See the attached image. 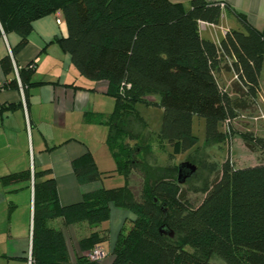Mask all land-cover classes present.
<instances>
[{
    "label": "trees",
    "instance_id": "obj_1",
    "mask_svg": "<svg viewBox=\"0 0 264 264\" xmlns=\"http://www.w3.org/2000/svg\"><path fill=\"white\" fill-rule=\"evenodd\" d=\"M221 5L190 0L185 9L169 0H0V37L17 34L15 51L27 44L32 22L60 12L66 36L57 39L58 45L81 76L106 82V94L115 101L106 122V143L126 181L122 187L100 189L79 203L62 206L51 172L34 173L30 264H101L89 261L87 253L107 241V231L80 238L82 255L71 263L62 231L50 223L60 219L65 227H97L110 219L111 208L130 215L117 232L109 264H213V256L224 264H264V164L236 168L227 158L217 169L215 163H203V169L217 176L205 183L197 206L186 199L184 183L177 177L146 174L139 195L129 185L136 167L133 154L140 150L122 140H135L126 131L130 121L144 124L135 105L146 94L160 98L158 140L181 153L199 148L192 133L194 117L205 122L204 146L230 144L238 108L246 101L255 104L264 64V28L257 31L245 14L232 11L243 31L227 30L218 45L202 38L199 23L217 25ZM227 62L238 86L234 97L217 79ZM0 65L6 76L13 73L8 56ZM33 70L32 64L18 68L23 88L30 84ZM11 85L18 86L15 79L5 87ZM243 139L264 152V137ZM72 169L80 184L104 176L88 155L75 159ZM38 177L47 178L37 182ZM27 178L11 175L4 181ZM162 228L173 237L161 234ZM25 260L29 264V257Z\"/></svg>",
    "mask_w": 264,
    "mask_h": 264
},
{
    "label": "crops",
    "instance_id": "obj_2",
    "mask_svg": "<svg viewBox=\"0 0 264 264\" xmlns=\"http://www.w3.org/2000/svg\"><path fill=\"white\" fill-rule=\"evenodd\" d=\"M169 1L182 4L185 9L190 4V0ZM205 2L225 5L217 25L199 23L200 36L216 45L227 30L243 31L232 11L245 14L248 23L257 31L264 28V0ZM202 30L206 36L201 34ZM65 36L64 21L58 24L52 14L32 22L27 44L18 51H15L19 42L17 34L2 33L0 37V62L8 56L17 69L34 66L30 84L22 87V91L19 86L12 85L0 90V264H27L25 259L31 255L34 173L51 172L62 206L79 203L83 197L100 189H112L103 179L80 184L72 169V162L85 155L90 156L102 174L112 168L115 160L106 143V122L114 112L115 101L106 94V82L90 81L74 68L69 54L57 43V39ZM261 76L262 72L260 94L255 104L264 92ZM13 79L18 85L14 69L6 76L0 65V84H9ZM19 174L29 178L4 181L7 176ZM45 178L38 177L36 181ZM126 214L111 208L110 219L97 227L85 223L65 227L60 219L50 224L62 231L69 260L75 263L82 255L77 244L80 238L105 230L108 241L112 216L119 223ZM106 242L101 247H105ZM105 250L107 257L101 264H109L112 258V247L107 245Z\"/></svg>",
    "mask_w": 264,
    "mask_h": 264
},
{
    "label": "rangeland",
    "instance_id": "obj_3",
    "mask_svg": "<svg viewBox=\"0 0 264 264\" xmlns=\"http://www.w3.org/2000/svg\"><path fill=\"white\" fill-rule=\"evenodd\" d=\"M201 34L206 36L207 33L202 30ZM217 79L219 84L234 97V91H238V86H234L235 80L230 70L229 62L224 65ZM261 86L264 88V67L261 76ZM159 100L158 95L146 94L141 101L137 102L135 112L144 124L136 122L134 119L130 121L126 125V131L135 140H122L125 144L129 143V147L132 149L140 150V153L133 154L135 155L134 161L136 167L130 172L129 176V185L137 195L140 193L142 180L146 174L150 173L153 178H160L163 175L176 178L178 165L189 162L195 165L196 172L181 188L189 203L197 206L204 197L202 189L205 183L212 182L217 176V172L210 174L208 170L203 169V163L206 165L215 163L217 169L227 158L231 160V163L236 168L264 164V152L254 148L243 139V135H251L253 137L264 136V120L253 121V118L264 115V92L258 103L252 104L246 101L243 108H238V116L234 121L232 130L235 136L232 137L230 144H209L204 146L205 122L201 118L194 117L192 133L197 138V147L199 148L187 153L175 152L173 148L158 140L156 133L160 129L162 120V110L157 106ZM220 129L223 131L224 128L221 126ZM107 170L108 172L103 173V181L106 182L108 188H118L126 184L124 174L117 171L115 162L112 168ZM114 215L109 223L110 236L105 247L103 246L104 249L107 248V245L113 247L118 229L122 223H116V220L113 218ZM128 215L130 213L126 214V216ZM117 224L119 225L117 226ZM211 263L224 264L214 256L211 258Z\"/></svg>",
    "mask_w": 264,
    "mask_h": 264
},
{
    "label": "built area",
    "instance_id": "obj_4",
    "mask_svg": "<svg viewBox=\"0 0 264 264\" xmlns=\"http://www.w3.org/2000/svg\"><path fill=\"white\" fill-rule=\"evenodd\" d=\"M221 6L224 7L223 4ZM55 16H56V22L58 24H60V22H61L60 12H57L55 14ZM13 69H14V72H15L16 77H17L18 86H19L20 90L22 91V86H21V83H20L19 78H18V71H17L18 69L15 66H13ZM5 85H6V83L0 84V90L3 89L5 87ZM22 97H23L22 98L23 107L25 108L24 96H22ZM259 119L264 120V115H260L259 117L253 118V121H255V122L256 121H259ZM235 120H236V118L234 119V121ZM234 121L232 122V125L234 124ZM227 125H228V122H226V125L225 126H227ZM225 129H226V127H225ZM87 257H88V260L89 261H92V262H102L107 257V252L101 246L100 247H95L94 249H92L91 251H89L87 253ZM29 264H30V256H29Z\"/></svg>",
    "mask_w": 264,
    "mask_h": 264
},
{
    "label": "water",
    "instance_id": "obj_5",
    "mask_svg": "<svg viewBox=\"0 0 264 264\" xmlns=\"http://www.w3.org/2000/svg\"><path fill=\"white\" fill-rule=\"evenodd\" d=\"M196 172V167L188 162L181 163L178 166L177 181L179 184L185 183V181L193 176ZM160 233L169 237H173V233L166 228L160 229Z\"/></svg>",
    "mask_w": 264,
    "mask_h": 264
}]
</instances>
